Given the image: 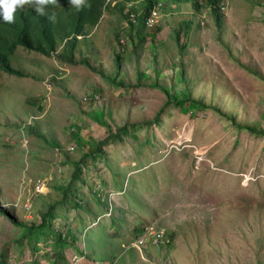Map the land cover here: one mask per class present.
<instances>
[{"label": "rangeland", "instance_id": "rangeland-1", "mask_svg": "<svg viewBox=\"0 0 264 264\" xmlns=\"http://www.w3.org/2000/svg\"><path fill=\"white\" fill-rule=\"evenodd\" d=\"M159 1L143 39L114 7L84 23L72 61L14 50L12 67L29 77L0 71V209L24 225L48 204L57 221L78 220L57 202L82 162L75 187L95 212H81L86 256L69 249L70 263L264 264V134L235 127L264 130V0H222L219 25L206 7ZM165 94L208 107L167 105L155 120ZM137 225L162 228L170 244L133 248ZM23 229L0 212V258L32 264Z\"/></svg>", "mask_w": 264, "mask_h": 264}, {"label": "trees", "instance_id": "trees-1", "mask_svg": "<svg viewBox=\"0 0 264 264\" xmlns=\"http://www.w3.org/2000/svg\"><path fill=\"white\" fill-rule=\"evenodd\" d=\"M130 1L131 0H115V3L112 5L111 0L109 2H107V0H87L90 7L86 6L81 10H75L73 13H70L69 11L74 7H71L69 0H57L56 5H50L48 7L46 15H40L35 11L33 6L26 5L17 10L14 23H5L2 17H0V71L21 78L29 77L21 71L13 68L11 64V55L19 46L28 50H33L45 56L57 54L58 57L63 58L67 56L70 61L74 60V51L77 47V42L80 39L79 36H83L84 23H88L90 26L94 27L97 26L103 17V12L114 7H119L117 9L119 11L120 18L122 16V20L126 21L128 26H131V29H136L135 32H137L138 36L143 39V29L146 27V18L149 16L150 11L153 10L154 7L158 6L159 9H163V4L159 0H142L141 11L137 12L135 8L133 9V5H129ZM165 1L178 5L190 2L197 10L201 7H206L210 11L214 22L219 25L218 17L220 14H218L217 11L222 0H202V2L200 0ZM66 12L67 16L70 15L71 17V20L68 23L65 20H62L63 14ZM52 13L55 14L54 21L49 19V15ZM131 13L134 14L133 17H131ZM175 37L176 40H179V31L176 32ZM116 40L119 42L120 38L118 37ZM60 46H62L63 50L59 53L58 48ZM63 52H65V55H62ZM120 58V55L117 53L115 55V61L119 63ZM165 95L167 96L163 105L157 111L155 120H157L159 114L163 112L164 107L167 105H196L198 109H205L208 107L202 101L193 99L189 95L183 97L182 99H175V101H172L168 94ZM228 119L232 120L231 117H228ZM131 125L133 124H130L129 127H131ZM127 127L128 126L125 123L121 127H116L115 133L112 134L109 132L106 137L97 143L96 150L100 152L101 148L103 146H107L111 140H121V135L125 134V131H128L129 127ZM235 127L238 129H246L254 134H264L263 129L257 128L253 125L235 124ZM94 155L102 157L101 152L97 153L94 151ZM83 157L86 159L89 155H84ZM81 164L82 162H78L76 165L72 178L73 180L59 189L62 196L57 202L65 207L68 214L75 211V218H78L80 215L78 220L75 219L76 221H74L79 225L78 228L75 227V223L72 221H62L59 219L57 221L56 214L53 212L55 206L54 204H48L47 209H45L43 213H40L37 217L33 216L31 219L32 223H27L25 225L17 222L6 209H0L1 214L8 217L15 224L24 228L22 231V238H25L29 241V243H31L33 259L30 261L32 264H38L36 260L37 254L44 255L48 264H72L70 263L71 260H69L66 251L69 249L76 250V248L80 246L78 241V234L80 232L79 228H81L87 220L82 217L81 212L86 210L89 214H93L95 212L90 202L84 200V197L81 195V188L75 187V181H83V186L85 184V180L78 179L82 171ZM91 191L93 190L91 189ZM94 194L97 198H99L100 202L105 201L101 200L99 191L95 190ZM62 216L63 215H61V217ZM98 217L99 216L96 218ZM96 218L95 221H92V223L96 222ZM116 222H119V218H113L110 221V224L113 227L118 225L116 230L119 231L120 225ZM143 226L137 225L133 227L130 234H138L143 230ZM86 228H89V226ZM170 241L169 236L168 244H170ZM76 251L78 254H84V250H81L80 248ZM84 256L86 255L84 254ZM5 257H3V259L0 258V264L8 263V260Z\"/></svg>", "mask_w": 264, "mask_h": 264}, {"label": "clouds", "instance_id": "clouds-1", "mask_svg": "<svg viewBox=\"0 0 264 264\" xmlns=\"http://www.w3.org/2000/svg\"><path fill=\"white\" fill-rule=\"evenodd\" d=\"M56 3L57 0H0V17H2L5 23H14L17 10L26 5L33 6L35 11L40 15H46L48 7L56 5ZM69 3L77 10H81L86 6L90 7L87 0H69ZM49 19L54 21L55 14L49 15Z\"/></svg>", "mask_w": 264, "mask_h": 264}, {"label": "built area", "instance_id": "built-area-1", "mask_svg": "<svg viewBox=\"0 0 264 264\" xmlns=\"http://www.w3.org/2000/svg\"><path fill=\"white\" fill-rule=\"evenodd\" d=\"M110 0H107L109 2ZM115 3V0H111V4L113 5ZM130 5V4H129ZM159 7L156 6L153 8V10L150 11L149 16L145 20V26L151 27L155 26L158 21V10ZM131 17H133V13L130 14ZM134 20V19H133ZM87 95L84 96V99L87 100ZM71 150H74V146L71 147ZM42 183L41 181H36L35 185H33L35 191H39ZM148 241H151V243H154L155 245L159 243L168 244L169 243V237L166 235L165 231L162 228H154L151 226H144L143 230L137 234L135 238L132 239V247L136 249H140L142 246H145ZM7 264H13L10 263L8 260ZM15 264V262H14Z\"/></svg>", "mask_w": 264, "mask_h": 264}]
</instances>
